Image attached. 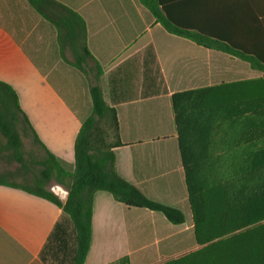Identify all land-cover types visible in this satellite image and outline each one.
Wrapping results in <instances>:
<instances>
[{"label": "crops", "instance_id": "1", "mask_svg": "<svg viewBox=\"0 0 264 264\" xmlns=\"http://www.w3.org/2000/svg\"><path fill=\"white\" fill-rule=\"evenodd\" d=\"M55 1L83 20L91 58L77 68L52 24L25 0H0V82L15 92L39 143L69 170L81 120L91 113L90 87L98 86L117 115L122 144L113 150L117 175L184 217L174 225L159 212L125 206L98 191L83 264H223L221 248L195 238L172 97L192 93L195 106L201 107L202 99L206 106L209 89L261 74L238 57L168 33L141 0ZM160 1L180 27L231 46L254 47L257 22L264 16V0ZM258 29L264 31V25ZM197 138L203 145L198 153L207 158L206 143L225 136ZM223 155L215 152L216 158ZM17 179L29 175L0 151V264H45L39 253L63 213L19 188L25 185Z\"/></svg>", "mask_w": 264, "mask_h": 264}, {"label": "trees", "instance_id": "2", "mask_svg": "<svg viewBox=\"0 0 264 264\" xmlns=\"http://www.w3.org/2000/svg\"><path fill=\"white\" fill-rule=\"evenodd\" d=\"M141 1L168 33L238 57L261 74L256 80L209 89L206 106L204 99L201 107L200 103L195 106L193 94L186 93L173 96L172 107L197 243L221 248L223 264H264V31L258 29L264 25V16L257 22L254 47L231 46L206 32L180 27L160 0ZM25 2L52 24L59 43L71 50L74 65L80 69L91 58L83 20L55 0ZM89 95L91 113L81 120L69 170L39 143L15 92L0 82V151L29 175V184L19 188L51 202L63 213L39 253L45 264H83L91 239L93 195L98 191L125 206L159 212L171 224L184 221L179 210L145 198L117 175L113 150L122 144L116 111L103 101L98 86L90 87ZM28 131L45 151L39 161L23 157L21 135L28 136ZM204 133L225 136L219 143H206L207 158L198 153L203 145L197 137ZM230 136L235 138H226ZM222 150L224 155L216 158L215 152ZM34 165L39 167L37 172L31 171ZM51 181L67 194L64 202L49 190Z\"/></svg>", "mask_w": 264, "mask_h": 264}, {"label": "rangeland", "instance_id": "3", "mask_svg": "<svg viewBox=\"0 0 264 264\" xmlns=\"http://www.w3.org/2000/svg\"><path fill=\"white\" fill-rule=\"evenodd\" d=\"M21 139H22V153H23V157L26 161H39L40 159H42L43 155L40 153V151L36 148V146L33 144L30 136H23V134L21 135ZM39 169L38 166L34 165L31 166V171L32 172H37ZM18 182L23 183L24 185H28L29 181H21L20 179H17ZM55 191L54 189H56V185L54 184L53 181L50 182L49 184V190Z\"/></svg>", "mask_w": 264, "mask_h": 264}, {"label": "water", "instance_id": "4", "mask_svg": "<svg viewBox=\"0 0 264 264\" xmlns=\"http://www.w3.org/2000/svg\"><path fill=\"white\" fill-rule=\"evenodd\" d=\"M58 197L59 199L64 202L66 199L67 194L65 192H62L61 190L55 189V191H53Z\"/></svg>", "mask_w": 264, "mask_h": 264}]
</instances>
